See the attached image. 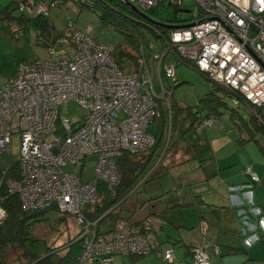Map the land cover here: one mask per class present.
Returning a JSON list of instances; mask_svg holds the SVG:
<instances>
[{
  "label": "built area",
  "instance_id": "built-area-1",
  "mask_svg": "<svg viewBox=\"0 0 264 264\" xmlns=\"http://www.w3.org/2000/svg\"><path fill=\"white\" fill-rule=\"evenodd\" d=\"M145 7L190 4L185 25L167 28L161 45L138 47L137 65L122 70L113 58L115 45L94 40L89 29L67 21V32L47 44L48 56L18 65L16 74L0 86V155L17 139V176L0 170L3 188L18 197L23 209L55 207L79 225L76 239L81 253L75 264L99 261L108 264L116 254H146L150 246L129 226L101 230L98 219H89L84 208L97 199L99 182L115 186L120 180L116 158L123 152H143L154 144L149 127L161 103L171 113L174 68L179 62L195 67L212 85L241 98L260 121L264 113V0H136ZM54 0H19L22 13L48 17ZM61 46V51L56 46ZM158 46V48L155 47ZM172 55L175 64L167 63ZM75 101L82 118L70 120L60 105ZM233 103L238 100L233 98ZM211 125L207 117L195 129ZM95 155L94 176L81 180L87 157ZM73 166L80 171L64 170ZM252 182L259 181L251 166ZM251 184L229 187L242 191L248 207L237 210L244 243L251 245L264 231V217L250 206ZM249 196V199L247 198ZM246 203V204H247ZM6 215L0 204V221ZM255 218V219H254ZM194 264H210L202 248H193ZM164 258L171 261L172 250Z\"/></svg>",
  "mask_w": 264,
  "mask_h": 264
},
{
  "label": "rangeland",
  "instance_id": "rangeland-1",
  "mask_svg": "<svg viewBox=\"0 0 264 264\" xmlns=\"http://www.w3.org/2000/svg\"><path fill=\"white\" fill-rule=\"evenodd\" d=\"M15 0H0V86L3 85L7 79L16 74L17 66L25 61L34 59H43L48 56L47 44L53 43L54 35H62L67 32V21H73L75 27L82 31L89 29L90 36L99 42L109 43L117 45L122 41V34L112 25L102 24L98 8L91 9L85 7L74 0H54L55 5L50 6L49 16L46 17L49 24L54 26V30L50 27L49 32H53L54 35L49 34L40 35L39 26L41 21L37 19V14L30 13V11L22 13L20 9L16 7L17 3L10 4V8L7 13L4 12V7ZM19 1V0H18ZM36 2L49 0H35ZM134 4L139 11L143 14L137 16L134 14L131 18L145 23L150 27V30L158 35V43L161 45L162 39L166 34L158 28L159 25L156 22L164 24H181V22H187L191 13L182 11L188 10L190 4L184 3L181 10H176L173 6H157V7H145L136 0H129ZM4 9H3V8ZM22 14L30 16L32 23L28 31H22L17 33L13 31L6 32L4 29L9 27L10 30L19 28L18 19ZM187 21H182V20ZM178 21V22H175ZM146 27V26H145ZM144 27V30L146 29ZM150 40L153 39L151 33H147ZM158 47V46H157ZM56 49L61 51V46L57 45ZM167 63L175 64V58L172 55L166 57ZM175 81L170 79L169 83L173 86V93L171 95V108L174 113H181L180 108H183V112L194 111L196 105L205 96V94L211 89V81L208 80L202 73H200L195 67L186 65L179 62L174 68ZM222 88V87H220ZM223 89V88H222ZM224 90V89H223ZM225 91V90H224ZM233 98L238 100V104L233 103ZM222 101L225 106L220 109V114L211 117V125L203 128L202 133L199 136L195 135V130L190 131L185 140L188 144L192 145L194 149L189 154L190 159L185 162L173 163L167 170V173L161 174L154 179H148L142 182L138 187L130 194L128 202L133 199H137V204L140 206L137 209L133 218H138L145 215V209L142 204H146L148 201L145 199L149 197H155L158 195L166 196L174 192L181 193L183 191V184L185 176L192 179L194 176H198L193 185H188L191 190L194 188L212 189L210 193L206 191V198L213 201H221L218 194L225 195L223 189L227 183H239L241 179H245L246 184L254 186L251 190V198H253L255 206L264 208V135L263 133L255 132L254 136H250V133L245 130L240 133L238 126L241 129H245L243 122L249 123V127L252 128L249 120L254 116L253 111L246 105L241 99L231 96H223ZM60 112L68 116L70 120H77L82 118L84 109L81 108L77 102L68 101L59 107ZM262 110L259 112L262 115ZM234 113L231 117V113ZM253 115V116H252ZM257 118L256 116H254ZM264 120V116L262 115ZM258 122L260 120L258 119ZM263 122V121H262ZM236 123V124H235ZM181 128V124L176 122L173 129L170 130L168 125V131L166 140L170 142L169 148L177 140L176 133H173L176 128ZM197 131V130H196ZM17 139L12 138L10 149L0 155V170H4L11 166L18 158ZM178 143L179 139H178ZM96 162V156L91 155L84 161V166L80 172L81 180L86 181L94 176V166ZM251 166L252 170L258 175L259 181L252 182L250 176L246 179L244 172ZM166 168V156L163 157L162 162L159 163V169ZM64 170L68 171H80V166L75 169L73 166H65ZM192 181V180H190ZM243 183V184H245ZM104 184V183H103ZM200 184V185H196ZM238 187V186H233ZM103 189L114 190L111 185H100L99 192ZM217 192H219L217 194ZM239 193V192H238ZM241 199H245L242 192ZM239 193V194H240ZM254 194V196H253ZM248 195V199H249ZM242 201L238 204H240ZM264 215V213H263ZM63 217V220L59 218ZM208 219V217H206ZM157 224H160L161 220L156 217ZM79 232V225L75 222L73 217L69 214L62 213L60 211L49 210L45 213V218L40 223L32 228L31 239L25 243V248L32 252L35 256L41 257L46 254L48 250H56L67 243L68 240L74 239ZM232 240L233 246L238 249H233L230 254H222L221 256L215 255L211 248L207 247V251L210 256L212 264H264V236L256 240L251 246L246 247V252L241 249L242 244L238 233L234 231L227 232ZM155 232L151 231L146 234L149 242L154 243L156 251L143 256L141 259H148L151 255L155 257V261H146L145 264H188L189 260L180 258L175 255V252H183V248L178 245L167 244L161 235L159 238L162 240L160 243L154 238ZM168 246L172 248L174 261H170L163 258L164 248ZM240 248V249H239ZM17 251V252H16ZM22 250L19 248L12 253H8L5 256L7 264H28L29 257L21 256L19 253ZM18 256V258H17ZM122 260L125 264L128 263L127 256H120L119 254L113 255V262L108 264H122ZM138 260V261H139ZM2 259L0 258V264ZM137 264H140L136 262ZM82 264H102L99 261L89 262L84 260Z\"/></svg>",
  "mask_w": 264,
  "mask_h": 264
},
{
  "label": "trees",
  "instance_id": "trees-1",
  "mask_svg": "<svg viewBox=\"0 0 264 264\" xmlns=\"http://www.w3.org/2000/svg\"><path fill=\"white\" fill-rule=\"evenodd\" d=\"M50 1V0H49ZM67 1V0H66ZM79 4L89 7L91 9L98 8L101 12L99 14L100 20L104 25H112L122 34L121 43L115 45L113 51V58L119 67L124 71H132L135 69L137 65V56H138V47L140 44L145 46L146 50L148 49L149 42H157L158 35L153 33L148 27L147 24L142 23L138 20L131 18L130 16L136 15L137 12L132 10L123 0H74ZM18 2V1H17ZM15 2V3H17ZM10 4L5 6L4 12L7 13ZM176 8V7H174ZM176 10H179L176 8ZM23 15V14H22ZM140 15V14H139ZM42 22V29H46L49 25L46 17L37 16ZM21 18V17H20ZM182 21H186L182 20ZM178 22V21H175ZM184 22H181L183 24ZM178 25V24H173ZM146 26V27H145ZM144 27L146 28L144 30ZM158 28L162 31V33H166L168 31L167 28L162 26H158ZM147 33H151L153 35V39L150 40ZM59 35V34H58ZM57 34L54 37L58 36ZM156 48L157 45H155ZM211 89L205 94V96L200 100V102L196 105L194 111L183 112V108H180L181 113H174L173 109H171L170 116L168 114L167 109L159 103L157 107V112L152 120V123L149 127V132H151L154 136V144L151 148L143 152H123L120 156L116 158V167L120 174V180L118 184L114 187V190L111 189H103L102 192H99L100 185H104L106 183L99 182L97 186V199L95 203L91 206H87L84 208L86 216L89 219H98V228H108L110 229H118L124 225L130 227L132 232L143 235L149 246L150 251L146 254H128L130 256L137 258H141L152 253L155 248L145 235V231L147 228L143 224V220L136 222V225H141L140 229H136L133 226V223L129 222V217L125 216V205L127 201V196L133 192L141 180L147 177V174L156 160L162 156V153L166 151L170 142L167 143L166 136L168 125H170V130L173 129L174 125L178 123L181 124V128H176V130L187 131L196 127V125L201 122L204 118L217 116L219 115L220 109L222 106H225V103L222 101V97L231 96L228 92L224 91L222 88L218 86L211 85ZM262 112V111H261ZM234 113H231V117H233ZM264 116V113L262 112ZM253 116V115H252ZM252 128L249 127V123L243 122V126L245 129H241L238 126V130L240 133H243L247 130L250 133V136H254L255 132H261L264 135V120L263 122H258V119L254 116L249 120ZM236 124V123H235ZM8 175L10 177L17 176V163H13L8 168ZM259 178V177H258ZM104 183V184H103ZM254 183V182H253ZM246 184V183H245ZM107 185V184H106ZM244 185V184H242ZM254 186L251 187V189ZM244 189H241L243 191ZM247 199H243V201L235 207V215L238 220V230L237 233L241 240L242 248L246 252V247L251 245H246L243 241L245 234L241 231V220L240 216L237 213V210L241 207H248ZM1 206L5 209L6 215L3 220L0 221V258L2 259L1 264H7L5 256L8 253H12L18 248L22 250L19 253V257L28 256L29 263L28 264H75L78 256L81 253V245L80 242L76 239H70L67 241L65 245L56 250H48L45 255L41 257L35 256L32 252H29L25 248V243L31 239L32 228L40 223L45 218V213L49 210L58 211L54 206L45 209H37V210H26L23 209L18 197L14 194L8 193L5 188L1 191ZM180 205V204H179ZM184 205V204H181ZM250 206H255L253 198L252 204ZM259 208V207H258ZM260 209V214L263 215V212ZM264 217V215H263ZM63 220V217L59 218ZM255 219V218H254ZM264 236V231H258V239ZM257 239V240H258ZM191 248V259L192 264H194L193 257V248ZM205 250V248L202 246ZM238 249L236 246H228L225 245L223 247L216 246L215 254L221 256L222 254H230L232 250ZM240 249V248H239ZM168 250V249H166ZM165 250V251H166ZM172 250V249H170ZM163 253V257L165 254ZM17 252V251H16ZM205 252L209 253L205 250ZM173 253V252H172ZM18 258V256H17ZM165 259V258H164ZM172 258L171 261H173ZM210 260V256H209ZM170 261V262H171ZM210 264L211 261H210Z\"/></svg>",
  "mask_w": 264,
  "mask_h": 264
},
{
  "label": "crops",
  "instance_id": "crops-1",
  "mask_svg": "<svg viewBox=\"0 0 264 264\" xmlns=\"http://www.w3.org/2000/svg\"><path fill=\"white\" fill-rule=\"evenodd\" d=\"M17 1L18 0L12 2L15 3ZM38 18L39 17H37V19ZM34 19L23 14L17 22L19 28L10 30V28L7 27L4 30L8 33H12L13 31V35L14 32L20 34L25 29L26 32L30 28V25L32 23L31 20ZM39 20L41 19L39 18ZM42 22L43 20L41 21V25L39 26V36H44L45 34H49V36L54 35L53 32H49L50 27H52V29L54 30V26L52 24H49L46 29H42ZM193 130L194 128L187 131L175 130L173 133H176L180 143H178L177 139L170 148L169 144L166 151L162 153V156L159 157L150 168L147 177L141 180L138 185H140L142 182L147 181L148 179H154L159 177L161 174L167 173L168 168L172 166L173 163L177 164L189 160V154L192 150L194 152V149L192 148V145L188 144V142L184 138L190 131ZM201 133L202 131L195 130L196 136H199ZM187 153L189 154L187 155ZM165 156L166 168L159 169V163L162 162L163 157ZM244 175L248 180V176L245 172ZM197 177L198 176H194L192 179H189L187 176H185L186 181L182 183L183 191L181 193L174 192L166 196L158 195L145 199V201H148L146 204H144V202L142 204L143 209H145V215H140V217L138 218H133L137 212V209L140 207L137 204V199L135 198L132 201L128 202V198L132 193L131 192L127 196L124 212L125 216L129 217V222L133 223V226L136 229H140L141 227V225H136V222L143 220V224L147 228V230L145 231V235L148 232L154 231V238H156L160 243H162V240L159 238V235L163 237L164 242H167V244L178 245L182 247L183 252L177 251L175 252V255H177V257L181 260L188 259V264H192L190 251L191 248L195 245H202L206 251V246H208L211 248V251L214 254L216 246H233L231 242L234 240H232L231 236L227 232L234 231L235 233H237L238 220L235 215V207L238 205L240 200H243L241 199V189L230 191L229 187L240 186L246 182L243 181L245 180L244 178L241 179V182L239 183H227L226 180H223V183H225L226 185L223 189L225 195L218 194L219 192H217L218 197H220L221 201H213L206 198V191L207 193H210L212 189L208 190V187H206L205 189H199L196 187L191 190V187L188 186L193 185ZM262 212L264 213V208H262ZM156 217H159V219L161 220L160 224H157ZM206 217H208V219H206ZM101 230H108V228H101ZM152 245L153 248H155L154 243H152ZM166 249L172 248L166 246L164 248V251ZM119 255L127 256L128 263L131 264H137L136 262L145 264L146 261H155V257L153 255H151L148 259L144 258L141 260H139L140 258L136 259L135 257L128 254ZM173 261H171V263ZM122 264H125L123 260Z\"/></svg>",
  "mask_w": 264,
  "mask_h": 264
},
{
  "label": "water",
  "instance_id": "water-1",
  "mask_svg": "<svg viewBox=\"0 0 264 264\" xmlns=\"http://www.w3.org/2000/svg\"><path fill=\"white\" fill-rule=\"evenodd\" d=\"M132 10H134L135 12H137L138 14L142 15L143 14L139 11V9L134 5L132 4L129 0H123ZM157 25L159 26H162L164 28H175V27H180V26H190V25H193V23H188V24H185V25H173V24H164V23H161V22H156Z\"/></svg>",
  "mask_w": 264,
  "mask_h": 264
}]
</instances>
